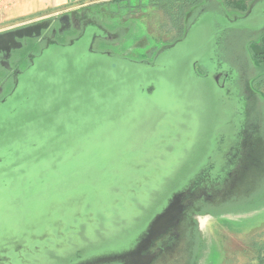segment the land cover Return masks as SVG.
Returning <instances> with one entry per match:
<instances>
[{
    "label": "rangeland",
    "instance_id": "obj_1",
    "mask_svg": "<svg viewBox=\"0 0 264 264\" xmlns=\"http://www.w3.org/2000/svg\"><path fill=\"white\" fill-rule=\"evenodd\" d=\"M130 1L136 3V0ZM201 5L198 22L188 31L181 44L167 52L162 60L164 68L156 71L129 65L118 59L139 62L143 57L141 54L148 51H136L137 47L148 49L151 41H157L149 9L130 8L120 17L119 22L118 16L107 18L109 20L96 18L95 23L105 28L106 32L115 34L117 29L111 26L117 23L124 24L130 30L123 32L120 29L122 34L114 45L97 40L93 44L95 54L88 53V43H79L74 48L50 50L40 56L22 79L17 93L20 99L29 96L31 99L26 105L30 106L22 109L21 101L17 100L9 106L11 109L19 107L16 116L6 117L8 109L0 115V139L26 117L33 119L39 115L45 116L56 108L63 110L60 116L63 123L89 121L87 127H91L95 121L104 118L102 122L107 120L108 128L119 129L121 141L145 131L151 121L160 120L153 128L157 130L152 136L156 143L165 136L181 142L188 141L181 146V159L174 167L175 175L163 181L164 188H171L179 176L189 171L194 164H206V158L208 162L210 157L214 165L219 167V150L222 152L224 139H232L234 130L245 123L246 132L254 140L255 151L251 155L253 167L246 171L239 189L231 192L228 199L217 205H208L211 215L207 220L201 218V227L207 236V264H264V98L254 88L252 81L258 71L247 47L264 26V0L258 2L252 15L239 19L232 15L226 17L216 0H203ZM107 8L112 12L123 9L117 4ZM49 13L0 21V31L41 20ZM137 36H142L143 40L135 45ZM167 39L161 38L162 41ZM104 50L111 52L112 57L100 55ZM150 57L147 58L151 60ZM219 65L231 72L230 78L237 86L242 100L237 96L238 100L229 103L224 93L210 78H206ZM151 77L158 81L156 84L162 90H158L153 97L141 95L134 84L145 82ZM45 103H48L46 110L42 108ZM36 105L38 107L34 109ZM233 105L242 118L235 117ZM127 109L133 113L134 118L124 116L108 124L114 115L123 116ZM98 112L104 114L99 115ZM95 137L97 135L93 132L88 134V139ZM74 142H81V138H76ZM56 146L47 153L62 155L63 152L58 150L61 145ZM59 167H64L65 174L59 181L52 180L51 183L63 180L61 187L76 184L78 172L92 168L86 162L83 165L65 163ZM9 177L14 181L13 174L9 173ZM1 203L0 228L13 223L17 231L28 223L26 219L23 220L24 216L18 218L17 209L20 206L16 201L8 198ZM19 222V227H16ZM38 231L41 232L42 228ZM83 232L85 242L71 249L50 250L46 255L48 258L43 260L39 257L36 264H52L51 257L54 256L62 261L68 256H76L78 249L93 250L101 240L95 235H89V228Z\"/></svg>",
    "mask_w": 264,
    "mask_h": 264
},
{
    "label": "water",
    "instance_id": "obj_2",
    "mask_svg": "<svg viewBox=\"0 0 264 264\" xmlns=\"http://www.w3.org/2000/svg\"><path fill=\"white\" fill-rule=\"evenodd\" d=\"M259 1H254L242 17L252 15ZM199 18L200 15L191 22L179 41L168 49L159 51L152 62L118 59L152 71L163 69L162 60L167 52L181 44ZM45 25L46 21H40L28 27L0 33V44L27 32L38 33L46 28ZM263 29L264 26L260 31ZM96 34L85 32L79 40L69 45H51L40 56L50 50L74 48L79 43H88V53L95 54L91 50V44ZM100 55L112 57L108 53ZM30 68L20 77L10 96L0 103V115L8 109L6 117L16 116L19 107L11 109L9 106L17 100L21 101L22 109L30 106L26 105L31 99L29 96L20 99L17 95L22 79ZM218 71L229 72L225 68ZM216 72L211 71L206 78H210L224 93L229 103L238 100L237 86L230 81L220 85V74ZM157 82L151 77L134 86L141 95L153 97L158 90H162ZM37 107L38 105L34 109ZM47 107L48 103L42 105L45 110ZM232 107L235 117L242 118L236 113L237 107ZM62 111L56 108L45 116L39 115L33 119L26 117L0 139V151H3L0 153V204L8 198L16 201L20 206L17 209L18 218L24 216L23 220L26 219L29 223L17 231L13 223L0 228V264H36L39 257L47 259L46 255L50 250L77 247L86 241L83 232L86 228L90 229L89 235H95L101 240L100 243L91 251L78 249L76 256H68L62 261L55 256L51 257L52 264H147L150 257L143 256L142 252L151 242L178 224L182 200L189 195L198 178L214 163L210 157L208 162L206 158V164H194L189 171L179 176L171 188H164L163 181L175 175L174 167L181 159V146L188 141L181 142L165 136L156 143L152 136L157 130L154 131L153 128L160 120L151 121L145 131L121 141L119 129L108 128L107 120L102 122L104 118L87 127L89 121L63 123L60 120ZM128 111L127 109L123 116L114 115L108 124L112 121L115 123L124 116L134 118L133 113ZM97 114L103 115L104 112ZM240 129L238 127L234 130V138L224 139L218 159L221 165H214L218 170L229 171L233 165ZM92 132L97 137L88 139V134ZM76 138H81V142H74ZM58 144L61 145L58 150L63 152L62 155L47 153ZM85 162L92 168L86 172H78L76 184L61 187L63 180L51 183L52 180L59 181L63 178L65 169L59 167L61 164L83 165ZM9 173L14 175V181ZM66 180L65 177V182ZM12 182L15 184L12 185ZM19 225L20 222L16 227ZM40 228L41 232L38 231ZM109 232L112 234L107 236Z\"/></svg>",
    "mask_w": 264,
    "mask_h": 264
},
{
    "label": "flooded vegetation",
    "instance_id": "obj_3",
    "mask_svg": "<svg viewBox=\"0 0 264 264\" xmlns=\"http://www.w3.org/2000/svg\"><path fill=\"white\" fill-rule=\"evenodd\" d=\"M96 5L97 7H94ZM110 5H114V3L107 1L95 4L92 7L84 6L67 9L58 13H50L38 21L22 23L1 30L0 33H4L34 25L40 21H46V28L41 29L38 33L35 31L27 32L21 37L14 36L0 44V103L10 96L20 77L47 47L51 45H69L79 40L85 32L97 33L91 44L92 51L93 44L97 40L104 41L107 45L116 44L122 34L120 33L121 30L128 32L130 28L120 23L113 24L111 27L117 29L114 34L106 32L105 28L95 23L96 18L102 20L105 18L106 20L107 18L113 19L116 16H118L117 22H119L120 17L127 11L122 9L121 11L114 10L112 12L107 8ZM93 9L96 10L93 11ZM140 28L143 30L141 23ZM141 40H143L142 36H137L135 45ZM151 43L148 49L144 46L137 47L138 50L136 49V51H151L149 55L141 54L143 56L140 59L141 61L148 59V56H152L150 58L153 61L159 52L156 53L151 50L153 46ZM101 53H108V51L104 50ZM220 68L219 65L216 69V74H220L219 84L222 85L223 82L227 81L233 82L230 78L231 72H219ZM238 97L240 100L243 99L239 94ZM241 112L242 114L245 113L244 108L241 109ZM252 139L253 136L248 135L245 123H243L239 131L236 155L230 170H218L214 165H210L205 170L195 182L189 195L182 200V212L178 224L160 235L142 252L143 256L150 257L147 264H207V236L204 235L205 232L202 230L201 218L207 220L210 217L209 204L217 205L228 199L231 192L239 189V185L244 178L243 175L253 167L251 155L255 150L254 140ZM219 152L221 151L219 150Z\"/></svg>",
    "mask_w": 264,
    "mask_h": 264
},
{
    "label": "trees",
    "instance_id": "obj_4",
    "mask_svg": "<svg viewBox=\"0 0 264 264\" xmlns=\"http://www.w3.org/2000/svg\"><path fill=\"white\" fill-rule=\"evenodd\" d=\"M202 1L136 0V3H132L130 0H111L109 2L117 4L126 10L133 7H138L140 10L143 8L149 9L157 34V41L152 42L153 46L151 50L157 53L158 51L168 49L184 36L191 22L198 16ZM216 1L226 16L232 15L234 18H239L249 11L251 4L256 0ZM122 2L124 3L122 4ZM192 9L194 11L190 13ZM160 37H166L168 39L162 41ZM247 47L251 61L258 71L252 82L255 90L264 98V29L258 33L255 39L248 43ZM150 53L151 51L149 50L148 53L144 54L149 55ZM148 62H152V60H148Z\"/></svg>",
    "mask_w": 264,
    "mask_h": 264
},
{
    "label": "crops",
    "instance_id": "obj_5",
    "mask_svg": "<svg viewBox=\"0 0 264 264\" xmlns=\"http://www.w3.org/2000/svg\"><path fill=\"white\" fill-rule=\"evenodd\" d=\"M107 1L111 0H0V21L15 20L46 12L58 13Z\"/></svg>",
    "mask_w": 264,
    "mask_h": 264
}]
</instances>
